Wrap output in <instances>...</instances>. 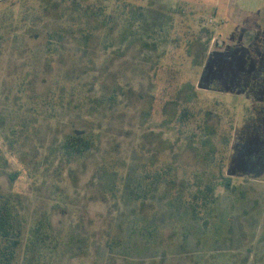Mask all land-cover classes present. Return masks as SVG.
I'll return each instance as SVG.
<instances>
[{"label":"rangeland","instance_id":"374dc122","mask_svg":"<svg viewBox=\"0 0 264 264\" xmlns=\"http://www.w3.org/2000/svg\"><path fill=\"white\" fill-rule=\"evenodd\" d=\"M206 119L215 135L203 147ZM72 135L94 150L64 159ZM260 136L264 0H0V199L21 230L12 264H264ZM209 146L224 151L226 233L187 217L171 186L193 183L195 150ZM151 159L173 175L148 180Z\"/></svg>","mask_w":264,"mask_h":264},{"label":"trees","instance_id":"16d2710c","mask_svg":"<svg viewBox=\"0 0 264 264\" xmlns=\"http://www.w3.org/2000/svg\"><path fill=\"white\" fill-rule=\"evenodd\" d=\"M193 115L191 109L188 107L182 108L179 113V117L177 119V123L180 125L178 128V135H183L185 132V128L191 123L190 118ZM205 126L203 127V133H200L197 138L201 141L203 147H207L208 140L215 135V127L210 125L209 119H206ZM201 128V125L195 127V129ZM196 137L195 134L187 133V142H190L192 138ZM194 141V140H193ZM264 141V136H260L257 138V144L262 149V142ZM261 142V143H260ZM189 146L194 147L193 142L189 143ZM210 149L207 151L195 150L196 157L198 160L197 169L193 173V183H182L180 186L176 187L171 182V186H173V190L175 191L176 196L181 197L185 204L188 215H192L194 218H206L210 219L209 222H212V226L215 228H220L221 233L222 229L230 223L226 222L227 219L225 217V223L218 222L219 218L226 213V209H219L217 204V186L221 183H218L219 180L224 179V170H225V157L224 151L221 149H216L215 147L209 146ZM95 148L94 139L84 136V135H72L64 138L61 146L60 152L64 159L69 161L81 158L86 154L92 152ZM242 153H245L244 148H240ZM264 152V150L262 149ZM261 151V152H262ZM260 155H264V153H260ZM218 169V175H214L213 169ZM175 167H171L168 163H163L161 165L155 164L154 160L151 159L148 161L144 171L146 172V178L148 180H160L161 178L171 177L173 175L172 171L175 170ZM226 189H231V184L229 182L225 183ZM171 188V187H170ZM171 188V189H172ZM237 188L235 186L232 187V190ZM241 195V198L238 197L241 201L246 196L245 191H241L238 193ZM236 199L240 201L239 199ZM2 199V198H1ZM0 199V264H12L17 255V249L20 243L21 230L16 226L15 222L12 219V215H9L7 212V204L8 200L4 198V200ZM229 210H231L229 208ZM228 210V212H229ZM217 219L216 221H214ZM228 223V224H227ZM230 227V226H229ZM224 233L225 230H224Z\"/></svg>","mask_w":264,"mask_h":264}]
</instances>
